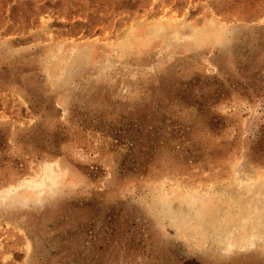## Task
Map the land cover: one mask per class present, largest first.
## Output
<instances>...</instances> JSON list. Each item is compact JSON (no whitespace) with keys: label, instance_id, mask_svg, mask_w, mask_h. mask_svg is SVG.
I'll list each match as a JSON object with an SVG mask.
<instances>
[{"label":"rangeland","instance_id":"374dc122","mask_svg":"<svg viewBox=\"0 0 264 264\" xmlns=\"http://www.w3.org/2000/svg\"><path fill=\"white\" fill-rule=\"evenodd\" d=\"M0 264H264V0H0Z\"/></svg>","mask_w":264,"mask_h":264},{"label":"bare ground","instance_id":"6f19581e","mask_svg":"<svg viewBox=\"0 0 264 264\" xmlns=\"http://www.w3.org/2000/svg\"><path fill=\"white\" fill-rule=\"evenodd\" d=\"M165 28V27H164ZM168 28V27H167ZM161 29V28H160ZM162 32V31H161ZM161 32H158L157 34L158 35H161ZM49 179V178H48ZM53 182V181H52ZM49 184V183H48ZM43 187V186H42ZM201 199L204 201V204H203V208H201V209H203L202 211H204V208H206V209H208V208H210L211 207V204L209 203V199L208 198H205V197H201ZM194 201H196V198L194 199ZM191 206V205H190ZM183 207V206H182ZM186 209V208H185ZM187 209H188V207H187ZM175 212V211H174ZM200 212V211H199ZM207 213V212H206ZM209 213V212H208ZM173 214V213H172ZM179 214H181V213H179ZM176 215V214H175ZM210 215V214H209ZM178 217V216H177ZM213 217V216H212ZM210 219V218H209ZM208 222H209V220H207ZM218 221H219V219H218ZM212 222V221H211ZM220 222V221H219ZM225 222V221H224ZM223 222V223H224ZM209 224V223H208ZM211 226V225H210ZM213 226V225H212ZM212 226H211V228H212ZM224 238V237H223ZM247 241V240H246ZM217 242V241H216ZM229 248H231V247H229ZM227 249H228V245H227ZM225 251V250H224Z\"/></svg>","mask_w":264,"mask_h":264}]
</instances>
